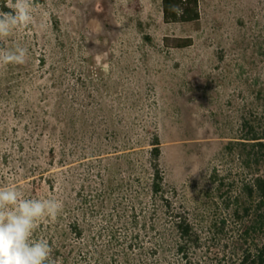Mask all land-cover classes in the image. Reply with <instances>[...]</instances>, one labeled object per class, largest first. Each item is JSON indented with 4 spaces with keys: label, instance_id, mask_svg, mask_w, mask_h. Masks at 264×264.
<instances>
[{
    "label": "rangeland",
    "instance_id": "1",
    "mask_svg": "<svg viewBox=\"0 0 264 264\" xmlns=\"http://www.w3.org/2000/svg\"><path fill=\"white\" fill-rule=\"evenodd\" d=\"M198 7L199 22H183L164 0H36L30 27L0 42L28 49L25 63L0 68V187L62 201L69 223L103 184L147 180L157 133L166 183L193 215L220 213L208 199L212 170L229 187L256 172L243 168L237 141L244 116L264 120V0ZM230 142L235 150L225 151Z\"/></svg>",
    "mask_w": 264,
    "mask_h": 264
},
{
    "label": "trees",
    "instance_id": "2",
    "mask_svg": "<svg viewBox=\"0 0 264 264\" xmlns=\"http://www.w3.org/2000/svg\"><path fill=\"white\" fill-rule=\"evenodd\" d=\"M164 11L183 22L200 20L198 0H164ZM260 46L264 56V42ZM258 82L263 97V75ZM241 128L238 155L245 171L255 166L256 172L238 187L234 182L229 187L220 170H212L208 199L215 201L220 212L213 219L193 215L184 196L166 183L161 140L155 133L149 165L144 168L149 172L147 180L136 176L133 181L134 175L125 181L128 187L121 179L116 185L113 181L103 184L90 209L82 207V216H69L66 223L67 214L59 212L46 225L42 222V232L35 230L34 238L47 237L56 264H264V120L256 124L244 116ZM224 150L234 151L235 144L230 142ZM128 163V173L133 175L136 162L129 159ZM132 185L137 187L134 191L129 190ZM98 216L101 225L92 226ZM229 227L238 228V233L224 244ZM251 233L254 242L250 244ZM69 236L77 241L70 242Z\"/></svg>",
    "mask_w": 264,
    "mask_h": 264
},
{
    "label": "clouds",
    "instance_id": "3",
    "mask_svg": "<svg viewBox=\"0 0 264 264\" xmlns=\"http://www.w3.org/2000/svg\"><path fill=\"white\" fill-rule=\"evenodd\" d=\"M7 7L0 11V42L30 27L36 0H8ZM27 55L24 47H0V68L23 64ZM62 209L60 200L25 198L16 187H0V264H56L49 242L34 232L39 221L55 219Z\"/></svg>",
    "mask_w": 264,
    "mask_h": 264
}]
</instances>
